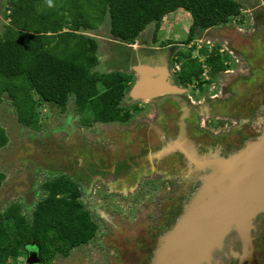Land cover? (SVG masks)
<instances>
[{
    "label": "trees",
    "instance_id": "16d2710c",
    "mask_svg": "<svg viewBox=\"0 0 264 264\" xmlns=\"http://www.w3.org/2000/svg\"><path fill=\"white\" fill-rule=\"evenodd\" d=\"M8 9L9 22L0 31V104L9 98L19 123L30 129L37 128L39 106L63 112L71 97L78 111L93 113L95 123H124L134 117L132 108L121 107L132 77L97 72L99 43L86 34L108 17L112 36L133 45L151 24L157 41L167 15L188 11L192 24L183 44L189 45L200 32L228 25L244 13L238 0H51V6L48 0H10ZM201 49L204 64L183 53L187 60L177 80L186 87L202 80L204 66L213 76L227 69L219 50ZM9 143L0 124V149ZM6 179L0 170V188ZM41 189L44 194L33 218L23 213L21 203L0 212V264L23 258L25 246L32 242L45 263H51L96 237L98 226L69 176L50 178Z\"/></svg>",
    "mask_w": 264,
    "mask_h": 264
},
{
    "label": "flooded vegetation",
    "instance_id": "af4514ba",
    "mask_svg": "<svg viewBox=\"0 0 264 264\" xmlns=\"http://www.w3.org/2000/svg\"><path fill=\"white\" fill-rule=\"evenodd\" d=\"M254 20L255 30L252 34L254 37L250 43L256 46L262 41L263 13L255 14ZM170 45L174 44L169 43L162 48ZM176 51V46H172L164 53H159L153 48L140 49L136 52L126 49L121 52L119 66L126 67L125 72L129 68H134V65H140L141 62L153 66L159 61L163 65H168L173 83L184 92L163 95L149 101L140 100L134 108L128 106L135 111L134 117L138 115L142 117L134 124L135 131H138L137 136L135 132H131L132 128L126 127L133 117L124 123H101V125H110L103 126L109 135L105 136L102 133L101 136H95V139L80 135V139L83 137L85 142L80 149L74 147L76 149L73 152L77 156L75 158H78L76 165L72 170L65 171L72 181L84 190L87 200L91 201L97 196V203L101 205L103 200L99 198L103 192L104 200L109 201L105 204L106 207L103 205L108 211L103 212L99 209L105 214L102 215L103 222L112 227V231L107 233L105 238L116 236L117 232L119 234L128 232L124 235L125 240L128 241L127 237L131 236L133 230L120 229L121 224L126 221L137 224L139 230L143 229L139 235L143 232L144 240L135 238V241L139 243L148 239L147 242H150L145 246L148 260L143 263L141 260V264L150 263L159 236L169 230L180 218L185 206L202 186L200 181L202 171L197 169L185 153L176 152L163 159L154 158V154L169 142L180 140L183 125L186 130L183 145L193 150L190 154L194 153L195 156L192 157L197 158L198 161L203 155L210 154L228 157L243 149L264 129V78H259V74L264 73L261 64L264 63L263 55L254 58L243 48H231L228 52L219 48V55L225 60V66L228 68L234 64L237 67L235 71L234 69L225 71L224 75H230L226 76L229 78L224 84H218L221 87L220 91L211 94L208 89L210 88L211 91L215 89L216 79L213 75L209 74L210 77L205 78L206 73H203L201 81L187 87L177 80L182 64L177 61L179 57L175 56L178 53ZM138 57L141 59L140 63ZM129 73L133 74L130 71ZM134 79L135 85L140 79L139 73L135 74ZM191 92L195 94L192 95ZM199 98L201 100H198ZM91 124L96 123L93 121L89 123ZM100 128L102 127H98ZM111 130L118 137L110 135ZM130 143H132L131 147L128 146ZM157 181L166 186L173 184L174 190L169 192V196L161 197L155 204L148 200L155 198L150 197L155 192L153 188L158 184ZM142 189L145 190V196H142ZM131 195L137 197L132 199ZM118 196L124 197V201L132 200L127 205L123 202L118 206L129 210L126 216L115 211L117 203L114 200ZM170 201H173V209L170 212H162L156 218L151 213L150 215L143 212V207L149 202L153 203L154 209L158 211ZM118 219L120 222L117 221ZM261 222H264V219H261ZM108 245H104L105 248L109 247ZM32 249L38 250L42 258L40 248L33 242L25 246L26 256ZM110 251L114 254L112 248ZM42 260V264H45L43 258ZM224 261L226 264L236 262L233 259Z\"/></svg>",
    "mask_w": 264,
    "mask_h": 264
},
{
    "label": "rangeland",
    "instance_id": "374dc122",
    "mask_svg": "<svg viewBox=\"0 0 264 264\" xmlns=\"http://www.w3.org/2000/svg\"><path fill=\"white\" fill-rule=\"evenodd\" d=\"M9 1L10 0H0V31H2L5 25L9 22L6 19V15L8 14L9 10ZM238 1L242 5V10L244 12L242 18L232 19L231 22L228 23V25L216 27L209 31V33H206L205 31L202 35L197 36L194 42L189 45L183 43L187 40L189 29L192 24L191 15L188 11L178 10L174 12V21L179 23L178 27L175 28L177 29V34L173 35V33H168L166 35L167 37H175L176 41L170 42L167 39H162L163 41L167 42L163 43V41H161L160 39L157 40L158 42L149 40V42L151 41L150 45H153L154 49L158 50L161 49L163 45L165 46L169 43L176 44V52L178 53H176L175 56L183 60L182 63L178 62L179 64H183V62H186L187 58L184 54H189V56H192L193 58H199L200 62L204 64L205 56H200V51H202L201 48L204 49L206 47H208L210 50L216 51L220 48L222 50H225V52L230 51L231 48H243L245 52H249L250 55H252V57L254 58L261 55L264 56V31H262L261 33V42H258L256 46L250 43L254 37L252 36L255 30L254 15L259 13H263L264 15V0ZM168 23L169 27L171 28V21H169ZM109 28L110 18L108 17L106 22L104 23V26L101 27L99 31H87L86 34L91 37L99 35L102 37H100L102 39L101 41H103L104 39L108 42L109 40H112V38H114L109 37ZM95 39L97 40V38ZM108 44L109 43H107V45ZM126 47L124 48L126 49ZM103 49H105V47ZM103 49V52L98 51V56L103 57V55L105 54L104 52H106V50ZM121 49L122 48H120L119 50ZM122 50L124 51V49ZM180 53L184 54L179 55ZM254 54L256 56H254ZM140 60L141 59H139L138 61L139 63ZM111 62L112 61H107L105 64H109L108 67H115L113 66L115 64H110ZM261 64H263L262 66L264 69V63ZM236 67L233 64L231 66H228L226 70L234 69L235 71ZM96 71L104 73L105 68H96ZM114 72L118 71L115 70ZM204 73H206L205 78L210 77L209 68L207 66H204ZM224 73L225 71L214 77L216 79L215 81L213 80L215 82V89H212V91L210 88L208 89L211 94L220 91L221 87L218 86V84H224L229 78L226 76L230 75H224ZM125 74L132 77V79L130 80L131 90L135 83V74H131L129 72H125ZM259 78H264V73L259 74ZM191 94L194 95L195 93L191 92ZM132 100L133 99L129 97L127 99V103L122 102V106L124 108H127L128 106L134 107L135 104L139 102H132ZM198 100H201V98H199ZM37 112V128L30 129L24 127L19 123L17 113L15 112L11 101H9V98L6 97L0 104V124L6 129L10 137L9 145L3 149H0V170L3 171L7 176L5 183L0 188V212L6 210L8 206L14 203H21L24 206L23 213L28 218H33L36 204L43 196L42 191L40 190V186L50 178L65 175L69 176L65 171L72 170L73 166L76 165L78 158H75L76 153L73 151L76 148L74 147L77 146V148L80 149L82 148L83 142H85L83 137L80 139V135H87L93 137L94 139L95 136H101L102 133L105 136L109 135V133L107 134V131L103 129V126L110 125H101V123L89 125V123L93 122V113L89 109L83 112L78 111L74 97L70 98L69 104L63 112L60 110V108L51 107L48 104L39 106ZM141 118L142 117L139 115L133 117L132 121L126 125V127L129 126L130 128H132L131 132H135L136 136L138 134V131H135L134 124ZM98 127L102 128L98 129ZM113 133L114 131L111 130L110 135L118 137L117 134L115 135ZM151 143H153V141ZM131 144L132 143H130V145L128 144V146L131 147ZM157 183L158 184L153 188L155 189V192L150 197L152 198L154 196L155 198L148 200L153 201L154 203L163 196H169V192L171 190H174L173 184L166 186L163 183H159L158 181ZM79 189L81 193L80 202H82L84 207L90 211L93 220L97 223L98 231L96 237L88 244L73 249L69 257H57L55 259L56 261L54 260L51 263L45 264H141V260L142 263L148 260V253L145 252V246L150 241L147 242L148 239L139 243L135 241V238L144 240L145 234L142 232V234L139 235V232H141L143 229L141 228V230H139V228L136 227L138 226L137 224L129 223L128 221H126V223L124 222L121 224L122 228L120 229L123 231H127L126 229H131V231L133 230L130 233L131 236L127 237L128 241H126L124 237V235L128 232H122L121 234L117 232L115 233L116 236L105 238V236L108 235L107 233H110V231H112V227H110L108 224L106 225L103 222L104 218L102 216L105 215L103 213L104 211H108V209L105 208V204H108L109 201L104 200L103 192H101V196L99 195V199H102L103 203H100L101 205H99L97 203V196H95L93 200L89 201L87 200V195L85 194L84 190L81 187ZM142 191V196H145V190L142 189ZM136 194L138 195V193ZM131 196L130 197L132 199L137 197L133 195ZM117 199L114 200V202L116 201L117 203V209H115L116 213L127 215L129 210L124 209V207L118 208V206L122 205L123 202H125V205H127L130 203L129 201L132 200L125 199L124 201V197L122 196H118ZM152 204L150 202L146 204L145 207H143L144 211H142L149 214L151 213L154 218L161 215V213L164 211L170 212L174 206L173 201H170V203L163 205L162 210L156 211ZM103 205H105V207H103ZM99 209H102L103 212L101 213ZM183 212L180 214V216L183 214ZM117 221L120 222V219H118ZM256 234L258 236V239L255 242V255L257 264H264V222L259 223ZM108 242L110 243V245H108ZM106 244L109 247L105 248L104 245ZM111 248L114 251V254H111ZM115 252L117 255L115 254ZM114 255L116 256L114 257ZM26 259L27 256L24 252L23 258L15 261L13 264H27ZM224 264H226V262ZM227 264L231 263L228 262ZM232 264H237V262H232Z\"/></svg>",
    "mask_w": 264,
    "mask_h": 264
},
{
    "label": "water",
    "instance_id": "95a60500",
    "mask_svg": "<svg viewBox=\"0 0 264 264\" xmlns=\"http://www.w3.org/2000/svg\"><path fill=\"white\" fill-rule=\"evenodd\" d=\"M134 69L140 75L129 94L134 102L184 92L170 79L168 65L140 64ZM185 137L183 125L180 140L163 146L154 158L185 153L202 171V186L180 218L159 236L149 264H224L225 259L257 264L256 233L264 219V129L240 151L228 157L203 155L200 161L183 145ZM42 262L38 250L28 253L27 264Z\"/></svg>",
    "mask_w": 264,
    "mask_h": 264
},
{
    "label": "crops",
    "instance_id": "0c3cea01",
    "mask_svg": "<svg viewBox=\"0 0 264 264\" xmlns=\"http://www.w3.org/2000/svg\"><path fill=\"white\" fill-rule=\"evenodd\" d=\"M107 20V19H106ZM169 21H171V25H172V27L170 28L169 27ZM106 22V21H105ZM178 25H179V23H177L176 21H174V13H171V14H169V15H167L165 18H164V20H163V22H162V24H161V28H160V30H159V33H158V39H160L161 41H163L162 39H167L168 41H170V42H173V41H176V39H175V37H173V36H169V37H167L166 35L168 34V33H173V35L175 34H177V29H175V28H177L178 27ZM104 26V24L101 26V27H103ZM101 27L100 28H98L97 30H88V31H90V32H96V31H99L100 29H101ZM216 28V27H215ZM110 29V28H109ZM212 29H214V28H212ZM212 29H210V30H207L206 31V33H209V31H211ZM155 30H156V26H155V24H151L150 26H148L147 28H146V30L138 37V39H137V43H135V44H133V45H128V44H126V43H123V42H121L120 40H118V39H116V38H112L113 36H112V34L110 33V32H108V35H109V37H111L112 38V40H109L108 42L106 41V40H104L103 39V41H101L102 39V37L101 36H93V37H95V38H97V41H99L98 43H99V52H103L102 51V49L105 47V49H103V50H106V52H104L105 54L103 55V57H101V56H99V59H100V65L97 67V69H100V68H102V67H104L105 68V72H104V74H109V73H112V72H114L115 70H117L118 72H125L126 71V67H121V66H119V61H120V58H122L121 57V52H123V50L122 49H124L125 51H126V49H131V51H139L140 49H142V50H145V49H150V48H153L154 49V46L153 45H150V43H151V41L149 42V40H153V41H155ZM87 32V31H86ZM151 32V33H150ZM204 32H200L199 33V35H197V36H200V35H202ZM101 37V38H100ZM188 38V37H187ZM177 40H182V39H177ZM158 42V41H157ZM107 43H109L108 45H107ZM156 43V42H155ZM163 43H165V41H163ZM163 43H161V44H163ZM167 43V42H166ZM105 45H107V46H105ZM176 44H174V45H170V46H167V47H164V48H162L161 47V49H158V51H159V53L161 52H165V51H167L168 50V48H172V46H175ZM127 46V47H126ZM164 46V45H163ZM124 47H126V49L124 48ZM120 48H122L121 50H119ZM144 48V49H143ZM99 55V54H98ZM139 59H140V57H138ZM103 59V60H102ZM134 59V58H133ZM107 61H112L110 64H115V65H113V66H115V67H108L109 66V64H105ZM134 61V60H133ZM161 61V60H160ZM202 61V60H201ZM125 62V61H124ZM117 64H118V66L119 67H117ZM140 64H142V62L140 63ZM144 64V63H143ZM111 66V65H110ZM135 67H138V65H134ZM152 66V65H151ZM153 67L155 68V67H157V68H164L165 67V65H163V63H160L159 61H158V64H156V63H154V65H153ZM169 68V67H168ZM133 72V74H136V73H138L134 68H131V69H128V71L127 72ZM171 73V72H170ZM157 76H159V75H157ZM170 77L172 78V74L170 75ZM170 78V79H171ZM174 82V81H173ZM130 91L126 94V96H125V98L123 99V101L122 102H124V103H127V99L130 97ZM132 102H134L133 100H132ZM121 107H123L122 105H121ZM128 108V107H127ZM27 128V127H26ZM42 186V185H41ZM41 186H40V188H41ZM41 191H42V195L44 194V192H43V190L42 189H40ZM39 202V201H38ZM37 202V203H38ZM37 205V204H36Z\"/></svg>",
    "mask_w": 264,
    "mask_h": 264
},
{
    "label": "clouds",
    "instance_id": "9594fccd",
    "mask_svg": "<svg viewBox=\"0 0 264 264\" xmlns=\"http://www.w3.org/2000/svg\"><path fill=\"white\" fill-rule=\"evenodd\" d=\"M49 6H51V0H48Z\"/></svg>",
    "mask_w": 264,
    "mask_h": 264
}]
</instances>
